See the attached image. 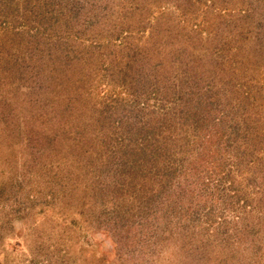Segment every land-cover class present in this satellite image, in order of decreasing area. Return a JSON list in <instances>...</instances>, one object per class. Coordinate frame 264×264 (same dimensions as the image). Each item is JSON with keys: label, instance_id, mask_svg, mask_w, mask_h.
<instances>
[{"label": "rangeland", "instance_id": "obj_1", "mask_svg": "<svg viewBox=\"0 0 264 264\" xmlns=\"http://www.w3.org/2000/svg\"><path fill=\"white\" fill-rule=\"evenodd\" d=\"M0 264H264V0H0Z\"/></svg>", "mask_w": 264, "mask_h": 264}]
</instances>
